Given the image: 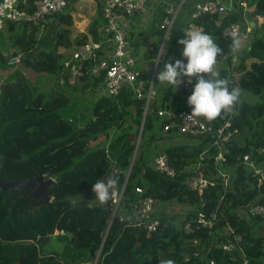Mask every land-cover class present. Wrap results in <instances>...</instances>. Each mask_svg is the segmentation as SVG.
Returning a JSON list of instances; mask_svg holds the SVG:
<instances>
[{"label": "trees", "instance_id": "16d2710c", "mask_svg": "<svg viewBox=\"0 0 264 264\" xmlns=\"http://www.w3.org/2000/svg\"><path fill=\"white\" fill-rule=\"evenodd\" d=\"M32 1H22L20 7L33 12ZM164 1L176 4L179 0ZM247 7L249 11L239 8L227 16L204 14L183 27L175 21L163 47L153 83L154 96L148 107L146 99L138 100L128 89H122L114 98L94 97L93 104L79 114L68 111L72 98L68 90H75L76 80L65 68L66 55L58 49L70 50L90 40L103 42L107 25L103 6H98L89 33L78 34L74 39L73 19L65 12L48 17L43 28L25 22L5 24L0 31V181L28 180L41 172L54 184L48 189L51 202L39 207L38 201L24 196L28 190L0 189V264H91L96 258L98 264H158L167 258L176 264H264V235H254V230H264V217L249 215L253 204H264V187H258L257 177L242 162L245 155L263 159L258 149L264 146V26H254L249 49L244 56L238 53L234 71L228 56L232 40L224 36L231 24L244 23L264 11V0H247ZM190 26L212 35L222 50L215 66L225 63L224 78L257 99L254 103L240 100L231 112H222L213 120L201 117L210 126V131L202 136L176 135V126L181 123L179 113L191 110L186 102L189 93L178 86L161 85L156 79L167 59L164 53L177 50L181 56V46L176 41ZM157 32L153 50L149 51L154 56L164 37V30ZM44 35L52 37L53 47L41 49L32 57ZM9 49L13 52L9 53ZM108 50L103 46L94 58L84 61L82 76L77 79L83 83L82 91L93 92L103 83L106 70H100L98 75L93 71ZM18 54L24 56L21 65L51 75L56 87L43 90L37 77L33 80L26 76L20 67L8 68L7 59ZM150 77L149 72L141 70V79ZM148 87L147 84L144 93ZM160 112L166 115L160 116ZM226 123L233 135L224 146L226 161L216 162L218 150L213 143L217 131ZM127 124L132 129L124 130ZM167 124L170 128L164 131ZM115 132L117 135L112 136ZM102 138L106 139L103 146H91ZM160 142L161 149L153 152ZM167 143L169 146L165 147ZM100 149L105 150L104 161H108L106 169H98L102 173L100 179H116L119 196L124 189L119 214L104 243L112 210L98 203L93 218L79 222V216L73 217L78 206L85 204V199L96 201L92 191L89 197L73 195L69 180L85 172L88 157ZM162 152L168 155L176 177L168 178L151 167ZM222 173L229 176L227 186L223 185ZM198 176L214 184L202 196L190 191L187 183ZM137 188L142 191L140 194ZM148 197L158 206L173 203L189 211L184 219H178L177 212H155L162 226L149 235L144 226H134L136 220L129 218L132 208ZM110 205L114 207V201ZM196 209L207 212L209 217L214 214L216 225L212 232L197 226ZM227 226L241 236L231 256L212 246ZM57 231L65 234L54 236Z\"/></svg>", "mask_w": 264, "mask_h": 264}, {"label": "built area", "instance_id": "2783aa9c", "mask_svg": "<svg viewBox=\"0 0 264 264\" xmlns=\"http://www.w3.org/2000/svg\"><path fill=\"white\" fill-rule=\"evenodd\" d=\"M25 2L26 0H22ZM21 0H1L0 1V31L3 30L6 23H21L25 22L34 26L43 28L44 23L48 17L64 12L69 0H33V12H26L20 6ZM152 0H104L102 2L104 17L106 20V29L103 36V42H94L90 40L86 44L67 50V60L65 68L70 69V74L73 79L77 80L82 76V68L84 61L94 58L96 51L106 46L109 50L105 52L99 70H106L103 83L94 91L97 98L107 96L110 98L117 97L122 89H128L132 92L133 97L140 100L146 99V107L150 105L153 99V83L154 77L149 80L141 79V71L137 67L135 57L130 49L129 33L132 29V21L137 17H142L143 14L148 12L150 2ZM229 4H225L222 0H202L197 1L190 13L192 19L197 18L204 14L212 15H230L236 9L244 8L249 11L247 7V0H230ZM187 0H179L176 4H168L165 9L166 17L161 24V29L165 31L163 38V45L166 42L168 35L175 23V19L179 12L184 8ZM252 26L248 21L233 23L227 27L224 36L230 40L239 39L242 45H247L252 40ZM229 54L232 63L238 60L239 50H233L232 43L229 44ZM106 50V48H104ZM24 56L22 54L13 55L7 59V67L16 69L23 63ZM158 65V64H157ZM157 68V67H156ZM194 80L189 82L182 80L179 84V89L190 94ZM149 85L148 91L143 92L146 85ZM191 110L182 111L179 113L181 123L176 127V135H192L202 136L210 131V126L201 119V117H189ZM160 116L166 115L164 112L159 113ZM230 124L226 123L220 128L216 134V139L213 147L217 148L218 155L215 158L216 162H225L224 146L232 137L233 132L229 131ZM170 125L164 127V131H168ZM169 146V145H168ZM166 146V147H168ZM259 156L263 159L258 160L252 158L250 155H245L242 162L246 165L249 171L258 179V187H264V146L258 149ZM203 161V156L201 157ZM154 171L164 175L168 178L176 177V171L170 165L168 155L165 152L156 156L151 164ZM222 182L224 186L229 183V176L222 173ZM190 191L198 193L202 196L209 186L214 185L205 178L198 176L189 179L187 182ZM136 192L140 194L142 191L137 188ZM122 196L120 195L117 200H114L116 211ZM204 207L202 204L201 208ZM158 204L153 198H145L138 202L132 208L129 216L130 219H135L134 226H144L148 234H153L158 231L162 226L161 220L154 216L157 212ZM189 208H184V215ZM197 215L195 221L198 227L207 229L210 232L214 230L216 225L215 216L207 215V212L199 211L196 209ZM116 214V213H115ZM249 215L251 217H264V204L255 203L249 208ZM123 219L122 216L119 217ZM220 231V230H219ZM217 233V230H215ZM65 234L64 231H57L54 236ZM220 238H215L213 241V248L221 249L227 252L230 256L235 253L241 241L234 228L227 226L224 231L218 234ZM98 264V258L91 263ZM213 264V263H212Z\"/></svg>", "mask_w": 264, "mask_h": 264}, {"label": "clouds", "instance_id": "9594fccd", "mask_svg": "<svg viewBox=\"0 0 264 264\" xmlns=\"http://www.w3.org/2000/svg\"><path fill=\"white\" fill-rule=\"evenodd\" d=\"M183 33L185 35L176 43L181 46L184 59L164 60L157 73L158 83L177 87L182 80L195 81L186 101L191 109L189 117L213 120L222 112H231L241 100L242 89L215 70L217 56L222 51L220 46L212 35L200 28L185 29ZM240 46L239 39L232 40L233 50ZM91 191L95 201L102 205L119 198L117 180L113 178L97 179ZM158 264H176V261L167 258L159 260Z\"/></svg>", "mask_w": 264, "mask_h": 264}, {"label": "rangeland", "instance_id": "374dc122", "mask_svg": "<svg viewBox=\"0 0 264 264\" xmlns=\"http://www.w3.org/2000/svg\"><path fill=\"white\" fill-rule=\"evenodd\" d=\"M224 3L228 4V1H224ZM194 5H195V2L187 1L185 6H184V10L187 12L189 10L192 11ZM84 8L85 7L81 6L79 11L83 10L84 13L85 12L89 13L91 15V17L96 16L97 9H96L95 3L91 2L90 8H86V9H84ZM254 17L255 18H253V16H251L250 19H248V23L252 24V22L255 19L254 24H255V27L257 28L260 25H262L264 18L261 16H257V15H254ZM255 27H253L252 29H254ZM191 28H194V27L190 26L188 29H191ZM252 36H253V32H252ZM53 45L54 44H53L52 37L44 35L42 37V39L40 40V45L38 46L36 51L33 52L32 57H34L39 52V50H41V49L49 50L53 47ZM66 52H67V50H66ZM4 53L6 54L7 52L5 51ZM9 53H11V52H9ZM9 53H7V55ZM172 54L175 56L176 59H178L177 50H175L174 53H172ZM248 63H250V62H248ZM223 64L222 65L218 64L217 66H215V70L217 72H219L220 76L225 77L226 64L225 63H223ZM235 64H236V62H235ZM235 64H234V66H232L233 71L235 68ZM19 67H20L21 71L25 72L26 76H28L30 78L33 77V80H35L37 77L44 87L43 90H47L49 88L56 87L57 84L55 83L54 77H52L51 75H48L45 72H41V73L33 72L29 69H26L23 65H21ZM151 67H152V70H154L157 66L151 65ZM99 71L100 70L98 69V67H95L93 74L98 75ZM233 71H232V75H233V77H235V79H237L238 75L236 73H234ZM2 75H5V73H2ZM75 82H76L75 90H72V89L68 90V92L71 93V94H69V96L72 97L70 99L68 111L78 112V114H79V112L82 111V109L84 107L90 106L91 104H93L92 100L96 96L94 95V91L92 92V90L87 89L85 91H82L81 87L83 86V83L81 81L76 80ZM241 100L248 101L250 103H254L257 99L252 94L242 93ZM126 129H132V127L129 124H127L124 127V130H126ZM116 133L117 132L113 133L112 136L117 135ZM105 142H106V139L102 138L97 142H92L91 146L96 148L99 146H103V144ZM41 144H43V141H41L40 145ZM103 155L105 156V150L104 149L96 150L94 155L91 154L88 157V161L86 162L87 166H85L87 168L86 171L82 172V174L74 176L73 179H69L73 195L87 196V197H89L91 195L92 184H94L97 179H100V176L102 174V173H100V171L98 169L99 168L106 169L108 167V161H104ZM136 155H137V153H136ZM82 166H84V165H82ZM169 204H173V203H169ZM78 209H79L78 213H75L73 215V217L79 216V222H81V223H85L84 221H88V220L92 219L95 212H96V206L92 200L89 202L87 200H85V204L79 205ZM171 210H172L171 212H177L178 213V215H177L178 219H184L185 218L184 212L182 211V209L179 205L174 204V206L171 207ZM165 212L171 214V212L166 211V208H165ZM117 213L119 214V212L116 211V214ZM91 216H92V218H90ZM254 235H256V236L264 235V230L258 228L256 230H254Z\"/></svg>", "mask_w": 264, "mask_h": 264}, {"label": "crops", "instance_id": "0c3cea01", "mask_svg": "<svg viewBox=\"0 0 264 264\" xmlns=\"http://www.w3.org/2000/svg\"><path fill=\"white\" fill-rule=\"evenodd\" d=\"M103 1L104 0H69L64 12L71 15L73 19V26L71 28L72 30L71 38L72 39H74L78 34H81V33L88 34L90 26H91V21L96 17V16L91 17L89 13L87 12L84 13L83 10L79 11L80 7L83 6L85 7L84 9L90 8L91 2H93L95 3L96 9H97L99 5H102ZM187 1L196 3L197 1H202V0H187ZM224 1H228V4L231 2L230 0H222L223 3ZM168 4H171V3L166 2L164 0H152L150 2L148 12H146L142 17L139 16L133 19L132 29L129 33V40H130L129 47L135 57L138 69L140 71L145 70L149 72L151 77H154V78L156 76L157 68L152 70L151 65H155L158 67L157 64L160 63V58L164 50L163 40L155 56H154V52L149 53V51L153 50L154 43L157 39V36H156V34L158 33L157 31L161 29V24L163 23V20L166 17L165 9ZM188 12L185 11L183 8L179 12L178 16L176 17L175 21L179 22L180 27L185 26L186 23H189L192 20L190 16L191 10H189ZM250 13H251V10H250ZM252 16L253 18H255L254 15ZM254 21L251 24L252 27L255 25ZM164 34H165V31H164ZM244 46L245 45L241 44L240 48L238 49L239 53L244 48ZM9 51L13 52V49H10ZM174 51L175 50H172L169 53H164V55L166 54L167 58H171V60L174 61L176 59L175 56L172 54L174 53ZM58 52L60 54H63L66 52V49L59 48ZM177 54H178V59H181V56H179L178 51H177ZM222 64L223 63H220V65ZM178 89H179V85H178ZM168 145L169 143L166 144V146ZM161 146H162V143L161 142L158 143L157 147L153 148L154 150L153 152L157 153L161 149ZM172 206H174V204H167L164 207L159 205L157 208V213L159 214L167 213L165 212V208H166V211L171 212ZM182 211L184 212V208L182 209Z\"/></svg>", "mask_w": 264, "mask_h": 264}, {"label": "water", "instance_id": "95a60500", "mask_svg": "<svg viewBox=\"0 0 264 264\" xmlns=\"http://www.w3.org/2000/svg\"><path fill=\"white\" fill-rule=\"evenodd\" d=\"M256 15L257 16H261V17L264 18V11L257 12ZM262 25L264 26V21H263ZM248 49H249V46L245 45L244 48L240 52L241 56H244L246 54V52L248 51ZM181 59H184V58L181 57ZM142 128H143V123H142L141 130H140V133H139L137 146H138L139 141H140ZM135 156H136V153L134 154V157L132 159V163H131V166H130L129 171L127 173L125 183L127 182V179L129 177L132 165H133L134 160H135ZM53 184H54V180L53 179H46L45 176L40 172V173H38V175L35 178L28 179V180L18 179L16 181H9V182L0 181V189L3 190V191H6V190H28V193H26L24 196L26 198L32 199L34 201H38L39 204L36 207H39V206H45V205H47L48 203L51 202L52 197L49 195L48 189ZM123 190L124 189H122V192H123ZM122 192L120 194L121 196H122ZM85 200H87V199H85ZM87 201L89 202L90 200H87ZM94 204L97 205L98 202H94ZM105 208L107 210H112V215H111V218H110L109 227H108V229L106 231V234L104 236V239H103V243L106 240L108 231L110 229V225H111V223H112V221H113V219L115 217V213H116V208L115 207H111L110 202H106L105 203Z\"/></svg>", "mask_w": 264, "mask_h": 264}]
</instances>
